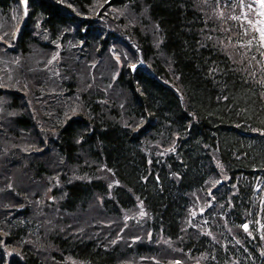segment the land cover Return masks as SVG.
Listing matches in <instances>:
<instances>
[{
	"label": "trees",
	"instance_id": "trees-1",
	"mask_svg": "<svg viewBox=\"0 0 264 264\" xmlns=\"http://www.w3.org/2000/svg\"><path fill=\"white\" fill-rule=\"evenodd\" d=\"M26 1L9 50L25 56L34 44L51 52L55 42L72 41L69 53H84L88 60L64 63L56 79L23 75L21 89L0 86V124L6 128L0 127V143L11 147L9 164L23 170L28 184L57 176L63 185L52 186V194L60 195L58 206H45L38 222L44 225L55 209L60 216L85 209L95 196L114 213L140 200L152 240L174 239L180 259L168 262L161 258L166 245L145 239L124 254L118 243L71 228L45 237V228L34 223L38 210L32 201L40 191L29 193L15 182L14 188L2 187V213L11 216L0 217V242L15 248L5 256L0 247V264H47L35 243L50 249L52 264L71 258L79 264H122L138 256H150L139 264H264V51L248 26L230 12L220 23L204 0H102L135 12L145 6L160 42L144 22L130 27L141 63L131 42L102 33L95 20L83 16L99 0ZM16 2L0 0V14ZM38 23L48 40L34 33ZM121 42L133 58H122L117 68L110 44ZM89 60L99 61L90 72ZM79 71L86 75L83 86ZM38 121L46 126L42 133ZM213 154L227 173L225 181L218 177L215 199L225 205L227 222L248 223V229L217 239L187 224L191 196L219 174Z\"/></svg>",
	"mask_w": 264,
	"mask_h": 264
},
{
	"label": "rangeland",
	"instance_id": "rangeland-1",
	"mask_svg": "<svg viewBox=\"0 0 264 264\" xmlns=\"http://www.w3.org/2000/svg\"><path fill=\"white\" fill-rule=\"evenodd\" d=\"M205 1L209 2L210 7L208 6V8L212 10L213 16H217L215 20H218L222 24L225 19H228L226 18L228 17V12H230V15L232 16H237L239 18L238 21L247 25L249 30L257 36L264 51V0H204L203 2ZM26 2V0H18V2L13 4V7L8 14H0V86L18 85L21 89L23 75H28L29 78H34L37 75V77L40 78L49 77L51 80L53 78L56 79L60 74L63 75L64 72L61 73V70L64 68V63L71 62V65H74V63L78 64L77 61L82 62L87 60L84 53H69L68 49L69 46H71L72 41H67L65 45H62L61 42H55V48L51 52L41 48L38 44H34L35 47L32 46L30 52L25 56L18 51L9 50L10 47L15 46L12 33L14 30H17V25H20L25 19V13L27 10ZM140 2H142V0H140ZM213 2L215 3L213 4ZM141 9L140 12H135L129 8L128 5L115 6L113 4H108V1L104 3V1L99 0L96 1L95 6H92L91 11L93 13L83 16L95 20L94 24L102 29V33L103 31H111L118 34L121 38H124L127 42H131L133 47L137 50L138 62L145 63L142 60L141 51L135 43L134 38L127 32L133 24H137L138 22H144L145 27L151 33L155 42H160V32L156 24L147 14L144 5ZM40 30L41 28L38 23L35 27L34 33L38 38L48 40V36ZM110 50L113 58L117 62V68L121 66L122 58L126 59V62L133 58V55L128 53L124 42H121L118 45L115 43L110 44ZM90 61L92 60H89V72L92 67L94 68V66H97L99 62L94 60L92 62ZM132 65L135 66L136 63H132ZM37 77L36 79L38 80ZM85 77L86 75L85 73H82V71L78 74V81L81 86H83ZM25 78L27 77H24V80ZM90 80H93L92 77ZM89 84L90 86H93L92 83H88L87 85ZM50 94L51 93L49 92L40 96L47 97ZM2 101L3 99L0 97V103ZM2 112L3 107L1 105L0 119H3ZM4 126L5 125L0 124V127L5 130L6 128ZM36 128L42 133L46 129V126H44L41 121H38ZM43 147L44 146L38 147L37 150H40ZM4 148L0 143V217H5L6 219L11 216V212H7V216L2 213V208H4L5 205L1 199L2 187L3 185H7L14 188V186L17 185L15 182H17L20 183L29 193L31 190L37 192L40 191L39 197L36 198L35 201H32L35 204V208L38 210V214L36 215L37 220H35L34 223L40 230L41 228H45V237L48 235V232L54 229L71 228V230L77 234L79 233L83 235L87 233L95 238H103L108 244L118 243L124 254H126L127 246L136 247L138 242H141L144 239L146 241H153L152 238L154 239V236L151 233V229L145 227L147 213L140 200H137L135 205L131 208L120 210L119 213H114L103 208L101 197L95 196L91 200V204L85 209H80L74 213L63 216H60L55 209L48 213L49 215L46 217L44 225L39 223L38 219L41 217V214H46L43 209L45 206L51 207V204L53 203V205L58 206L57 204L58 200H60V195L54 196L51 189L52 186L56 184L62 189V182L59 181L57 176H54L53 178H51L52 176H43L40 180L37 179L36 184H28L29 180L27 181L25 179V173L23 170H21L18 165L9 164L11 156L7 155V149H11V147L6 146ZM21 148L23 150H29V147L24 145H22ZM213 160L219 174L218 176H212L208 179V183L205 185L203 191H195L193 196H191V202L188 206L187 212V224L195 227L194 229H198L200 233H205L212 239H217L221 233L230 232V234H234L239 227H242L244 230L248 229V223H246V227L242 224H230L227 222L224 214L226 211L225 205H223V202L215 199L214 193L220 179L223 181L227 180V173L223 165L220 163L217 154H213ZM54 161V163L58 165V160ZM5 178L6 181L4 180L3 182V179ZM108 178L111 181L109 176ZM26 185L29 186V190L25 187ZM261 193H264V187H262ZM262 204L263 202H260V205ZM1 223L4 222L0 221V225ZM0 236H4L1 231ZM40 238H43V234ZM32 240L35 242V239ZM153 242L160 247L163 244L166 245H163L165 251L162 252L161 258L165 257L167 261L171 263L180 259L175 257L177 256L176 251L178 249L180 250V247L176 244L174 239L159 235ZM35 245L36 249L40 250L46 263L52 264L53 261L50 249L45 245H40V243H35ZM0 247L4 250L5 256H9L15 248L7 246L4 243L3 238H1ZM142 258H150V256H138L136 260L122 259L121 261L126 264H139V259ZM151 258L156 259L155 257ZM187 258L190 259L189 261L196 260V262L203 260L201 256H187ZM68 264H79V261L71 258Z\"/></svg>",
	"mask_w": 264,
	"mask_h": 264
},
{
	"label": "water",
	"instance_id": "water-1",
	"mask_svg": "<svg viewBox=\"0 0 264 264\" xmlns=\"http://www.w3.org/2000/svg\"><path fill=\"white\" fill-rule=\"evenodd\" d=\"M243 225L247 227V224L246 223H244ZM122 264H126V263H122Z\"/></svg>",
	"mask_w": 264,
	"mask_h": 264
}]
</instances>
